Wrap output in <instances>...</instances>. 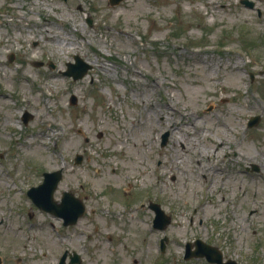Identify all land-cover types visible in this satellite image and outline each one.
Returning a JSON list of instances; mask_svg holds the SVG:
<instances>
[{"label":"rangeland","instance_id":"374dc122","mask_svg":"<svg viewBox=\"0 0 264 264\" xmlns=\"http://www.w3.org/2000/svg\"><path fill=\"white\" fill-rule=\"evenodd\" d=\"M250 1L0 0L1 264L65 250L73 264H215L183 259L196 239L264 264V0ZM74 55L91 65L76 80L62 73ZM59 168L54 199L85 206L67 226L26 194Z\"/></svg>","mask_w":264,"mask_h":264},{"label":"water","instance_id":"95a60500","mask_svg":"<svg viewBox=\"0 0 264 264\" xmlns=\"http://www.w3.org/2000/svg\"><path fill=\"white\" fill-rule=\"evenodd\" d=\"M121 0H109L110 4H117ZM241 2L249 7L253 6V2L249 0H241ZM74 62H67V68L63 71L64 75L71 76L74 80L83 77L87 70L91 68V65L85 61H83L79 56L74 55ZM41 62H38L40 65ZM76 102L75 97L72 96L71 103L74 104ZM24 121H27L30 118V115L27 113L24 114ZM259 121V116H253L248 121V126H253L257 124ZM168 133L165 132L162 134V142L164 145L167 141ZM80 156H76L75 161L80 162ZM254 169H257L255 165H253ZM62 176V169L43 172V180L37 186H32L28 189L27 194L30 196L32 201L41 209L46 210L56 216H59L63 219V224L68 225L75 223L80 215H82L85 211V206L83 203L76 198L71 192L63 191L61 200L59 202L53 199V193L57 187V184ZM150 208H152L155 212V217L153 219V224L156 228L163 229L170 222V218L164 211L160 208V206L156 203H150ZM167 240V237L164 236L161 239V249L164 250V241ZM191 243L187 242L185 247V255L184 258H190L192 256H205V258L210 262H215L217 264H243L238 263L233 259H229L227 261L222 260L221 252L214 246L205 244L201 240L197 239L194 242L195 249L191 250ZM67 252L65 251L60 259L58 264H64ZM79 263V256L75 254L74 256H70V263ZM1 264V257H0Z\"/></svg>","mask_w":264,"mask_h":264},{"label":"bare ground","instance_id":"6f19581e","mask_svg":"<svg viewBox=\"0 0 264 264\" xmlns=\"http://www.w3.org/2000/svg\"><path fill=\"white\" fill-rule=\"evenodd\" d=\"M45 20V22H47L48 21V19L47 18H45L44 19ZM237 61H239V60H237ZM228 80H229V82H230V84H232V85H234L235 83H237V81H238V76L237 75H235L234 73H231L230 75H228ZM167 107H169V109L170 110H173V107H172V105L169 103V102H167ZM162 119L163 120H166V117H165V115H164V112H162ZM51 125H53L54 126V128L55 129H57L56 127H57V124L56 123H50ZM170 126V130L173 128V129H176V128H178V124L177 123H172V124H170L169 125ZM205 131V129L203 128V129H201V132L203 133ZM76 138H79V136H77ZM75 145V143H74V141H71L70 143H68V147L70 148H72L73 146ZM220 146H222V144L220 145ZM184 144H183V142H182V148L184 149ZM215 150V149H214ZM29 155H31V156H33V154H29ZM214 185H215V183H214ZM222 201H224V197H222Z\"/></svg>","mask_w":264,"mask_h":264}]
</instances>
